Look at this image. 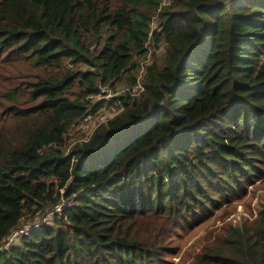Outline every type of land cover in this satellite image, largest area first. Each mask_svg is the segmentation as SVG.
Returning a JSON list of instances; mask_svg holds the SVG:
<instances>
[{"label": "trees", "instance_id": "obj_1", "mask_svg": "<svg viewBox=\"0 0 264 264\" xmlns=\"http://www.w3.org/2000/svg\"><path fill=\"white\" fill-rule=\"evenodd\" d=\"M263 171L264 0H0V264H167ZM260 207L190 264H264Z\"/></svg>", "mask_w": 264, "mask_h": 264}, {"label": "rangeland", "instance_id": "obj_2", "mask_svg": "<svg viewBox=\"0 0 264 264\" xmlns=\"http://www.w3.org/2000/svg\"><path fill=\"white\" fill-rule=\"evenodd\" d=\"M147 62L148 58L146 57L144 62L140 64L138 76L141 74V67L144 68V64ZM105 89L106 92L103 94L100 91V95L94 101L99 102L100 100L106 104L115 101L116 106L120 105V96L128 95L127 92L129 90L128 88L116 87V90L113 91L106 86ZM115 112L116 107L109 108L108 106H104L95 114L83 120L70 133V140L68 141L70 146L82 143L102 120L112 117ZM262 203H264V175L248 187L247 194L223 206L210 219L198 225L185 226L182 230L177 231L172 241V245L175 247L177 254L176 256L166 258L167 264H190L194 257L215 239L221 227L229 223L238 224L245 220H253L257 216ZM50 219L48 217L46 222L49 223ZM38 220H41V217L35 219V221ZM30 223L31 221L24 223V226Z\"/></svg>", "mask_w": 264, "mask_h": 264}, {"label": "built area", "instance_id": "obj_3", "mask_svg": "<svg viewBox=\"0 0 264 264\" xmlns=\"http://www.w3.org/2000/svg\"><path fill=\"white\" fill-rule=\"evenodd\" d=\"M136 88H138L140 90L136 93L133 90H129V94L132 96L138 95L143 90L142 86L140 84L136 85ZM105 90H106L105 87L101 88V92L103 94L106 92ZM70 205H71V200L61 199L60 204L54 206L52 208L50 214H54V213L59 214L64 207L70 206ZM46 220H47V218H41V220L34 221V222L30 223L29 225L19 227L16 230L12 231L8 236V242H7L6 247L10 244L16 243L18 240H20L22 238L29 237L31 232L33 230H36L37 228H39V226L44 225V224H49L48 222H46Z\"/></svg>", "mask_w": 264, "mask_h": 264}]
</instances>
